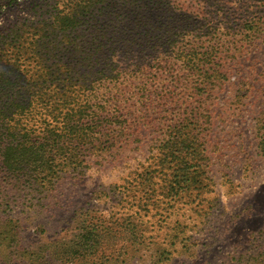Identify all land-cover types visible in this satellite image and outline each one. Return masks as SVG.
Instances as JSON below:
<instances>
[{
	"label": "rangeland",
	"instance_id": "374dc122",
	"mask_svg": "<svg viewBox=\"0 0 264 264\" xmlns=\"http://www.w3.org/2000/svg\"><path fill=\"white\" fill-rule=\"evenodd\" d=\"M85 1L0 0V35L23 25L30 34ZM89 1V13L71 31L80 45L94 49L97 35L116 36L118 57L149 69L162 50L161 25L184 32L181 26L191 22L186 32L197 36L219 32L247 40L249 19L264 16V0ZM260 36L244 48L224 47L231 49L221 59L228 79L205 99L202 158L189 162L199 166L201 183L172 190V170L162 166L157 142L164 133L143 129L85 174H68L49 190L0 189V217L13 219L0 222V264H264Z\"/></svg>",
	"mask_w": 264,
	"mask_h": 264
},
{
	"label": "trees",
	"instance_id": "16d2710c",
	"mask_svg": "<svg viewBox=\"0 0 264 264\" xmlns=\"http://www.w3.org/2000/svg\"><path fill=\"white\" fill-rule=\"evenodd\" d=\"M85 2L72 13H55L30 34L23 25L0 35V189L49 190L150 128L164 133L157 142L162 166L172 170V190L201 183L199 166L189 162L202 158L197 144L209 123L205 99L228 79L221 59L231 49L224 47L254 43L264 33V16L249 19L247 40L219 32L197 36L186 32L191 22L181 26L184 32L161 25L162 50L149 69L119 58L116 36L97 35L94 49L80 45L71 31L90 11Z\"/></svg>",
	"mask_w": 264,
	"mask_h": 264
}]
</instances>
